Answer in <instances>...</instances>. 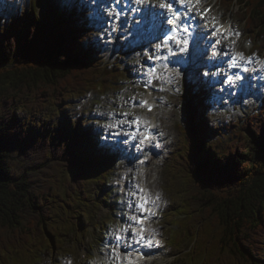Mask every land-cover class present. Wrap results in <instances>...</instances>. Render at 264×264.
<instances>
[{
	"label": "trees",
	"instance_id": "obj_1",
	"mask_svg": "<svg viewBox=\"0 0 264 264\" xmlns=\"http://www.w3.org/2000/svg\"><path fill=\"white\" fill-rule=\"evenodd\" d=\"M236 4L246 38L260 41L257 52L264 54V0H222L225 10ZM74 9H64L46 26L33 15L9 18L0 29V262L4 264L11 260L26 264L30 252L41 253L58 242L57 217L63 213L66 220L76 219L69 215L75 211V195L84 196L100 160L116 154L106 153L104 147L99 154L92 152L91 133H81L79 125L69 135L63 130L40 134L17 117L19 109L38 114L49 103L63 105L71 96L118 84L117 75L100 70L96 32L84 12ZM185 90L188 150L178 153L170 175L169 190L181 217L173 245L191 239L190 260L199 259V264H264V107L245 120L239 135L233 133L227 153L218 154L210 144L218 131L210 123L206 86L198 78ZM102 170L99 183L106 176ZM62 171L69 173L65 181Z\"/></svg>",
	"mask_w": 264,
	"mask_h": 264
},
{
	"label": "rangeland",
	"instance_id": "obj_2",
	"mask_svg": "<svg viewBox=\"0 0 264 264\" xmlns=\"http://www.w3.org/2000/svg\"><path fill=\"white\" fill-rule=\"evenodd\" d=\"M207 1L209 2V0H203L204 3ZM210 5L213 6V9L200 23L201 35L206 34L211 40L212 37H219L217 32L212 33L213 27L209 21L213 18L216 21H228L230 31L228 30V33L223 35L222 50L219 48L212 53L198 50L194 52L196 57L197 55L206 56L204 61L197 60L188 65L185 59H180L168 60L163 64L161 75L163 79H160V75L158 76L152 87L155 92L154 97L150 99V102L157 106L159 118L155 133L162 138V143L160 142L158 146L152 148L154 151L156 150V154L152 153L150 158L155 156L157 161L156 165L154 163L152 165L149 160L147 161V153L151 152L150 149H147L146 146H138L139 142L132 145L131 148L114 143L117 138L109 135V130L104 125L116 119H130V117L126 118L120 115L123 111L141 115L142 110L137 105L140 98L146 95L142 92L140 85L147 80L144 73L153 62L145 53L149 51L155 53V46L152 45L157 38L156 32L150 33L147 27L142 28L138 23L134 27L135 30L140 29L138 34L124 30L121 34L116 35L117 38L113 44H110L108 40L109 34L114 31L113 22H108L111 20L109 15L102 16L98 7H95L94 0H0V17H2L0 29H4L6 21L13 17L31 18L34 15L39 19L41 25L46 26L64 9L75 10L74 8H76L77 11L84 12V18L89 21L90 26H95L96 38L94 41L101 52L97 58L100 70L107 69L104 71L117 75L115 83H118L117 85L113 83L104 90L89 91L82 97L71 96L63 105L57 106L49 103L44 111L38 114L30 113L26 109L17 111L20 122L35 132L50 134L63 130L66 135H69L79 125L81 133L85 131L91 133L92 152L99 154L101 148L106 147V153L114 152L109 148H114L118 153L115 157H103L100 160L99 170L91 177L86 190H84L86 191L84 196L83 194L75 195L72 208L75 211H70L69 215H74L76 219L68 218L66 220L63 213L59 214L56 219L59 225V241L41 253L38 250L30 252L31 260L26 264H69V262L70 264H126L122 260H114L113 249L115 248L121 254L131 253L132 255L131 248L134 244L130 247L126 245V248L119 247L112 233L117 227L130 223L127 219L129 214L144 215V212L136 210L134 207H128L129 203L135 205L139 196L138 193L136 196L132 195L136 192L137 185L140 187L145 185V191L152 199H155L157 194L160 197L156 207L149 206L151 209H155L150 226L151 232L154 230V233L152 232L154 245L160 250V254L155 260L147 261L144 264H178V261L183 264H199V259L190 260L192 255L190 250L193 246L191 239H184L179 247L173 245V238L179 230L181 217L179 218L180 209L173 204V197L169 190L170 175L173 168L177 166L178 153H182L183 149L188 150L184 137V124L190 114L186 112L187 105L184 100L187 101V99L184 96V85H191L193 79L199 78L206 88L211 87L212 95L207 98V102L213 107V104L219 105L216 99L221 93L217 92L218 89L215 87L216 76L220 77L216 70L220 67L219 63L223 62L226 65L227 55L242 53L248 58L255 54L256 62L264 61V54L257 52V47L261 42L246 38L247 34L244 32L243 23L238 19L239 6L236 4L225 10L222 7V0H214L211 4L207 3L208 7ZM202 9L204 8L199 5L198 11ZM155 10L162 11L158 4ZM227 14L230 16L227 17ZM107 25L110 27L106 28ZM155 28L158 29L157 26ZM232 33L240 35L236 36ZM246 40H250L252 44L249 45ZM213 60L217 66L212 63ZM262 67L264 69V65ZM255 70H258V66L251 71L252 75ZM224 73L223 69L221 76ZM215 93L219 96H214ZM263 95L264 92L260 93L253 103L236 102L228 118H224L223 114L219 112V108H211L210 123L213 125V130L218 131L216 138L210 140L215 152L226 154L227 147L235 140L233 133L239 135L242 127L245 126V120L254 113L259 114L263 111L260 108V100ZM226 96L227 94L221 95L222 104L226 103ZM124 128L128 130L131 127L125 126ZM141 147H143V151L140 150ZM131 152L132 154H130ZM143 158H145L144 163H141ZM101 169L104 170L106 176L104 182L99 183L97 177H99ZM68 175L67 171H62V181L67 180ZM122 187H127L128 191L122 192ZM60 193H63V190H60ZM65 200L68 201L67 198ZM171 209L175 210L170 211ZM101 236L104 237L103 241H98L97 239ZM5 263L15 264L13 260ZM0 264L4 263L0 262Z\"/></svg>",
	"mask_w": 264,
	"mask_h": 264
},
{
	"label": "snow or ice",
	"instance_id": "obj_3",
	"mask_svg": "<svg viewBox=\"0 0 264 264\" xmlns=\"http://www.w3.org/2000/svg\"><path fill=\"white\" fill-rule=\"evenodd\" d=\"M119 2V0H117ZM176 0H153V3L149 4L147 9L145 11L150 12L153 16H155L159 20L160 29H161V35L158 36L157 40L158 42L155 43V53L149 51L145 53V55L148 56L150 60L155 62L156 60H168V57L163 56V52L165 49L168 48L169 42H177L181 45V51H185L186 49L183 47V45H186L188 41L184 38H180L179 41L176 40L175 34L180 31L177 20L180 22H183L185 20V17L183 16L184 12L188 13H197L198 12V6L203 3V0H178L180 7L175 6ZM135 3L137 5H141L144 3V0H135ZM158 4L159 9L162 11L157 12L155 10L156 5ZM171 14L165 15L164 12ZM210 11L208 8H204L198 12L199 15L202 17L206 15V13ZM189 19L191 17H188ZM213 29L220 35H223V30L221 27H217V21L215 18L209 21ZM166 25L171 27H166ZM199 27V25H197ZM185 32L188 31L187 28L184 29ZM230 31V29H229ZM233 35H240L239 33H232ZM195 34H193L194 38ZM216 43H219V41H216ZM234 43V42H233ZM170 51V50H169ZM215 55V53H214ZM240 59H248L251 60L255 57V54H253V57L245 58L243 54H238ZM236 56L232 57V67H236ZM262 65H264V61H260ZM246 70V69H245ZM156 73V69L149 67L147 71L144 73L146 76L154 77ZM205 75H208V73H205ZM160 79H163L161 76ZM237 80H240L241 77L237 76ZM153 80L149 79L147 81L146 86H151ZM171 82L170 80L168 81ZM138 107L144 108L146 107L148 111H152V106L148 104L146 100H141ZM114 115V114H112ZM123 117H130V119H124L119 120L116 119L113 122L106 123L104 126L109 130V135L116 137V141L114 143H119V138L121 136H128L133 141H135L136 136L138 135L137 132H125L121 129L125 126L134 127L136 129H139L141 124H147L148 121L142 120L141 117L138 115L130 112V111H123L120 113ZM151 146V137L144 133L142 138L139 140L138 146ZM107 146V143H106ZM141 151H143V147L140 148ZM141 163H144V161H141ZM139 193V196L137 197L135 205L129 203V208H135L136 210H139L141 212H148L151 215H155V212H152L151 208H149V205H152V207H156L157 201L160 199L159 194L156 195L155 199H152L145 189L141 188L139 185L136 186V192L132 193L133 196H136V194ZM127 219L130 221V223L126 226H119L117 227L112 235L119 245L121 242H124L128 247H130L132 244H144L145 246H151L153 243V240L151 238V234L145 235L146 231H148L145 227H143L144 221L141 219L140 216L136 214H129ZM154 233V230H152ZM115 256L114 260H122L126 262V264H137L135 260H133L131 253H124L121 254L118 250L115 248L113 249ZM142 257H138L137 259H140ZM70 264V262H69Z\"/></svg>",
	"mask_w": 264,
	"mask_h": 264
},
{
	"label": "bare ground",
	"instance_id": "obj_4",
	"mask_svg": "<svg viewBox=\"0 0 264 264\" xmlns=\"http://www.w3.org/2000/svg\"><path fill=\"white\" fill-rule=\"evenodd\" d=\"M99 12H101V14H102V16H104V17H107L108 16V13H107V11L104 9V3H101L100 4V6H99ZM188 13V12H187ZM189 14V13H188ZM192 15H193V13H191ZM194 16V15H193ZM199 19H202V20H204L205 18H202V17H198V19L196 18L195 19V21L197 20H199ZM108 22H111V21H108ZM113 22V21H112ZM191 22H194L193 20L192 21H190V22H188V23H191ZM187 23V21H183V24L185 25ZM110 26L109 25H107L106 26V28H109ZM188 54V53H187ZM219 61H220V59H219ZM216 63V62H215ZM219 68H217V70H216V72L218 73V75H220V73L222 72V70L225 68V65L221 62V63H219ZM257 68V67H256ZM190 88V87H189ZM190 91V90H189ZM159 132V131H158ZM160 133V132H159ZM120 140V139H119ZM162 142V141H161ZM119 145H121L122 146V144H121V142H119L118 143ZM145 149V148H144ZM149 161H150V163L153 165V163L156 165V159H155V156H153L152 158H149ZM148 167V166H147ZM151 168V167H150ZM144 174V173H143ZM157 204H159V203H157ZM149 207V206H148ZM145 213H147V212H145ZM148 214V213H147Z\"/></svg>",
	"mask_w": 264,
	"mask_h": 264
}]
</instances>
